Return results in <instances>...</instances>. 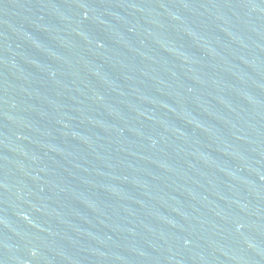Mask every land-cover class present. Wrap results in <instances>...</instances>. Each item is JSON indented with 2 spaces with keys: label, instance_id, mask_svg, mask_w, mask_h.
I'll return each instance as SVG.
<instances>
[{
  "label": "water",
  "instance_id": "95a60500",
  "mask_svg": "<svg viewBox=\"0 0 264 264\" xmlns=\"http://www.w3.org/2000/svg\"><path fill=\"white\" fill-rule=\"evenodd\" d=\"M0 264H264V0H0Z\"/></svg>",
  "mask_w": 264,
  "mask_h": 264
}]
</instances>
